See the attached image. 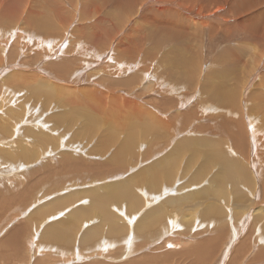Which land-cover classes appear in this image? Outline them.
Returning <instances> with one entry per match:
<instances>
[{
	"label": "bare ground",
	"instance_id": "6f19581e",
	"mask_svg": "<svg viewBox=\"0 0 264 264\" xmlns=\"http://www.w3.org/2000/svg\"><path fill=\"white\" fill-rule=\"evenodd\" d=\"M107 10L116 11V15L112 17L114 19H117L118 22H114L113 26L110 25L111 27H109V29H102L103 25L101 23L106 22L108 20L105 18V16L108 15ZM103 12L106 14L105 16L102 15ZM40 13L43 16V20L38 23L37 28L34 27L35 28V29L33 28L34 30H30L29 29L30 26L28 27V23L30 21L29 17L31 15L41 16ZM24 15H25V22L23 24L25 25V27L22 26V27H17V28L12 29L13 26L18 25L17 23H15L16 21L23 20ZM93 18H96V19H93ZM142 22L149 23L150 26L152 25V29H148V30H151V34L149 33L150 35L148 36V39L153 46H157L158 48V46H161L162 44L167 45L169 43H174L175 46L179 50L178 52L180 53L177 57L178 61L180 59L182 61L183 59V62L185 63L184 66L182 65L183 67H185L183 69L184 71L177 70V72L176 71L174 72L172 69L168 70L169 75L177 74L181 78L180 85L182 88L176 85L174 86V91H173V92H177L176 96L169 95L168 97L163 96V98H161V100L164 103H166L165 105L166 107L165 106L164 107L166 108L167 112H162V111H165V109L160 108L159 105H162L160 102L157 108L154 109L153 105L148 103L145 99H143L140 96H137L134 93L129 94L127 90L124 89L125 86L132 87L133 85L137 83H139L141 87H144L145 85H148V87H150L149 81L147 83L146 81L144 82H137V81L141 77L140 74L141 73L143 74V71L146 70L145 69L146 65L149 66L153 62L152 54H147L145 52L144 57L141 59L142 63H138L139 64V67H138L134 65L135 63L132 64L124 60L126 57L129 59L132 58L134 61L137 59L136 54L139 51L138 45L134 46L133 48H131L132 47L131 46L130 50L120 49L121 44L123 43L125 34L127 33L126 32L123 35L124 30L128 31L131 27H134L136 29L138 28L137 30L140 31L142 29ZM102 30H103V34H102ZM106 30H109V31H106ZM131 38H132V35H131ZM27 43L29 45V48H26ZM92 43L96 45H91ZM81 45H84L86 47H81ZM219 47L222 49L219 53L218 59H222L221 63L225 65L223 68L228 70L229 73L233 71L237 73V71L239 72L241 66H246V67H252L250 71V75H253L254 71L258 72L261 69V67L264 66L263 64L264 62V0H0V77L4 75L8 77V84L0 83V93L2 92L3 89L4 90L8 89L10 90L9 92H11L12 89L10 88L9 85L12 86L13 90L16 92L17 95L18 94L22 95V91L27 90V99L23 100V102L20 104V107H21L25 105L26 102L30 98H34L35 101H37L41 93L42 94L45 93V95H48L47 98L49 101L50 94H52L55 90L59 89V91L57 92H58L59 97L62 96L61 109L62 108L65 109L64 106L66 105H69V107L68 106L66 107H68V109L70 110L71 108H75V107L76 109L82 108V107H85V108L90 107L94 111L92 109L85 110V111L88 112L89 114L87 122L91 121L90 122L91 127H94L92 128V130L96 128L95 125L98 123V120L104 119L105 130L108 127H110V129H108L109 132L111 130L112 132H116V130H118V127H123L122 125H123L124 119L126 118L134 119L132 115L140 116L139 109L151 110L159 118L160 122H157L156 124L154 123L153 128L151 127V125L147 126V129L151 130L152 132L151 137L153 140H152V143L149 144L148 147L146 148V154H145L146 158H149L153 154L157 153L164 146L163 139L164 138L166 139L165 135H167L169 121H171V125L175 126L180 131H185L187 126L191 124L193 117L199 114L201 122L197 123L196 131L198 133L200 132V133H211V134L217 132L219 135L217 139L220 141H224L226 136L228 138L231 137L232 144H230L231 145L230 148L236 147L238 149V151L242 155L241 157L245 160L247 164L250 165L252 169L251 171L254 175L249 177L248 175L243 174L239 170L241 169L244 171L243 167H241L240 165L237 166L238 158H239L238 155L236 156L234 154H231L230 152L225 153V151L218 150L214 145V141L212 142L210 140L199 138L195 143L190 141L192 144L191 143L189 144V141L187 140V138H183L177 142L172 152L168 153L169 155L170 153H173L176 150H177L176 152L178 151L182 152L185 149H187L188 151H193V154H191V156L197 157L198 151H196V149L203 150L204 148H207L205 157L200 163L201 167H205L207 169V172L210 171V168L208 165L209 159L217 161V162L212 163V165H216L218 164V162L221 165L220 166L221 169L217 170L209 181L211 183V188L208 189V185L206 186L207 188L204 186L201 188L199 193L191 194V197L193 196L194 198H198V199H206V198L211 199L214 196L216 198V196L223 194V191H218L216 188H214L215 187V186L213 187L214 183L218 181V184L220 185L221 189L224 190L226 183L233 180L235 175H240L243 178V181L247 185L251 186L253 188V191L254 190L256 191L255 196L259 197L261 192L264 190V188L262 190V188L260 187L259 191H257V187H256L260 185L259 183H258L259 185H257L256 181L257 182L259 181V175L261 174V171H262V169L259 167L260 165H258V167L256 166L257 164L261 163V161L257 158L258 157L257 153L259 151V153L262 154L263 151L261 152V149H264V140H263L264 129H261V127L264 126L263 124L264 115L262 113L263 109L261 110L262 107L261 108L259 107V109L262 111L261 112L262 118H260L259 116H254L251 113L247 115L246 112L242 111L241 119L239 120L238 99H237V96L233 92H231L230 96L226 95L221 100L219 99L220 100L219 106L225 105L231 112L235 114L236 116L235 118L233 115H231L229 112L226 111L220 116L217 115V117H214L215 113H213V118L211 119L209 115H211L212 112L211 113L209 112V114L202 113V111L201 112L199 111L201 110L202 107L198 110L197 114H196V109H193V108L189 112L183 111L184 109L183 110L180 109L182 111L174 110L188 103L186 99H183L185 95L184 93H182V89L183 91L187 89L185 91L187 93L188 90H190V87L187 84L191 85L192 80H189L186 83V80L184 78V73L187 71H192V69L195 67L194 62L203 63V61L207 59L203 56H208V51L211 48L213 49V48H219ZM215 50H216V53H218L217 49ZM42 51H44L45 54ZM124 52H125V55H124ZM21 53L23 54V58L21 60H24L27 63L25 65L27 68L26 71L18 70L17 68V67H21L20 63H17V58L19 57ZM216 53H214V55ZM26 54H28L31 57V63L27 62L26 57H25ZM189 54H192L190 58H188ZM52 55L54 56L57 55L56 56L57 58L56 57L55 58L59 60L56 61L54 60L55 59L54 58L52 59L53 60L52 61L50 59ZM7 58H9V60ZM41 63H45L48 69H45V66L43 67L41 66V68H39L38 65ZM189 67L190 69L187 70V68ZM198 68L199 66L197 65L196 71H198ZM223 73L221 72V74ZM11 76H18V77H16L15 79L13 78L12 83H10L9 78ZM156 78L157 77H155L154 75L152 79L155 80ZM18 79H20L21 83H18ZM170 81L176 84V82H174L172 79H170ZM255 84H257L259 87V92H258L259 95L260 96L264 95L263 94L264 93V70L260 73V80ZM71 85L75 87H71ZM27 88L30 90H28ZM46 89H49V90H46ZM262 91L263 93H261ZM249 92L250 90L248 91L245 97V100L247 99ZM59 94H61V96ZM65 94L66 95L72 94V95L68 98L67 96H64ZM121 94H124L126 98L125 112L129 113L128 115L121 112L120 109L118 108L117 96ZM10 96L12 97V95ZM190 99L192 100V98ZM211 99H215V96L214 97L210 96L206 100L211 101ZM109 102H111L109 111L105 114L101 113L104 110L103 107L106 106ZM97 104L99 107L96 109L94 106L95 105L97 106ZM2 105L3 104H0V106ZM31 107L28 108L29 114H30L29 109ZM248 110L247 112H249ZM11 111L9 115L12 114ZM92 111L94 113H92ZM213 111L217 112L215 108H213ZM162 114H164L165 117H160V115ZM142 116L143 117L150 116L149 117L150 119L153 120L154 118L156 120V117L152 116L148 112L142 113ZM66 117H67V114L65 118ZM76 118L77 116L75 115L74 119ZM18 119L16 118L14 119L13 117V119L11 120L10 118V123L5 119L0 120V123L3 122L2 124H0L2 125L0 126V133L3 136L2 137L3 139L4 137L6 139V137H9L11 134H13V128L15 127H11V126L15 125L18 122ZM25 120L27 119H23L22 121H25ZM77 120L78 119H76L75 121ZM210 120L212 122L209 123ZM33 121H35V119H33ZM67 121L68 120H66V122ZM249 122L251 124L252 129L249 125ZM61 127L62 126H59V129ZM17 128H16V131L19 133V137L26 138V141H34L36 139L38 140L41 139L44 143L45 141L51 139L40 131H34V134L33 132H31L32 134L29 132L26 133L27 131L25 132L23 131L21 133L20 129H17ZM80 128L83 129L82 127ZM130 128L131 127H128L126 130L124 129L125 130L124 133L125 134L128 133ZM3 129L9 130V132H7L6 130V133H5ZM120 135L121 134L115 136L116 140H118ZM113 140L114 139L112 138L110 139L109 142L114 143ZM135 140L136 139H134L133 137H129L126 140L127 150L121 156V161L124 164H125L127 155L132 152V147L135 143ZM16 142L19 144V140ZM0 145L2 146V144ZM12 145L14 144L11 143L8 146L13 147ZM19 146L24 147L22 145H19ZM11 150L2 149L0 147V157L2 156L4 157V159H8L9 161L14 162L15 161L14 159L16 158L17 154L14 152L16 156L15 155L13 156V154L11 155ZM23 151H25V153L19 154L20 159L22 158L26 160V157H29L30 159V156L32 154L29 151H26V150H23ZM7 153L10 154V157L7 156ZM117 153H118V150L115 151L114 157L112 159V165L113 166L117 165L119 168H123L124 167L123 163L118 162L117 160L118 159L116 156ZM12 157H14L13 160L11 159ZM167 157L168 156L166 155L165 157L161 158L160 161L157 160L151 166L145 167L147 170L153 172L152 173L153 175L152 185L155 188H157L159 170H160L158 169V165L162 161H165ZM196 160L197 159L193 160L192 162L190 161V162L196 163ZM262 160H263V157H262ZM190 162L188 163V160H187V163L182 167L183 168L182 173H181L182 176L186 175V172H185L186 170H189L188 167L190 165ZM71 165L72 164H69L70 167H72ZM101 167L95 166L96 171L100 172L101 169L103 168ZM162 167H163V164H162ZM248 172L250 171L248 170ZM176 174L177 173L172 172L171 175L170 173L167 175V186H166V189L162 193L163 194L162 198H160L161 191L159 189H154V190H149V191L147 190V193L149 195V200L151 202H154V201L157 202V205L154 208L155 210L151 211V209L154 206L153 205L152 208L150 209L151 212L148 211V213H146L141 219L137 221V223H141L142 221H144V219H147L148 215L152 216L153 220L148 224V226L150 227L154 225V223L156 224L158 233L156 229H152V233L158 234L159 240L163 238V236H166L167 233L172 231V229L176 226L175 220L178 218V214H176L173 219H165V216L167 213L171 214L170 212L171 208H177V209H182L184 207L186 208L184 217L181 219L180 224H182L184 220H190L188 218L189 210L191 208L195 209L194 204L192 203L193 204L192 205L191 202L188 201L187 197L172 198V197H176L180 195L178 194V190L181 189V184L185 183L184 185H186V183L190 181L189 180L186 182L184 178H182V176L178 178L179 175L177 177ZM49 175L50 177H47V178H51L52 181L56 180V178L52 177L53 176L52 174H49ZM194 176L191 177V180L193 181H194ZM204 178L205 176L202 175L199 178V180H198V177L196 178V180H198L199 181L198 183H200V181H202ZM63 179H66V178H63ZM41 181H43V179ZM39 182H36V183L38 184ZM236 183H238V181H236ZM172 184L177 185V187L175 189L172 188ZM188 187L190 188V187H195V186L192 184L191 186H188ZM182 189L184 190L186 188L183 187ZM242 189H238L237 187H234V193L236 196L237 203L240 202L242 199L245 200V194H244L245 191H243ZM253 191L252 193H254ZM227 192L229 191L227 190ZM185 193H190V192H185ZM245 193H246L247 200L241 203V205L243 206L242 210L243 212L245 211L247 212V210H250L251 212L249 213L247 212V214L244 215L241 221V225H242L241 230L242 229L246 230L247 226L250 224V216L252 215L251 213H253L252 218L255 216L263 217L264 215V211H263L264 207L261 206V204L259 203L260 201L258 202L256 201L257 202L256 203L254 200L251 199V197H249L251 195H249L247 191ZM262 193L264 195V191ZM182 194L183 193H181L180 196H182ZM0 195H1L0 199L2 201L0 203V208H4V209L9 208V207L11 208L12 207L11 205L15 202L14 200L16 199H18V202H20V200L21 201L26 200V196L20 197V195H16V196L8 195L7 190L5 191L2 190ZM119 196H118L119 198L129 197L131 199L130 200L131 203L132 202L138 203V205L136 204L137 206L134 205L135 207H133L136 210V212L142 207L143 202L139 198L135 197L134 194H131L128 188H126L124 192L120 193ZM66 200L67 199L65 200L61 199V200H57L53 202L54 205L56 203L55 205L56 207H52V211L49 210L48 208H45V205H44V207H41L35 210L34 212H31V210H29V212H31L32 214L31 213L30 214L32 216L34 215L35 218H45L46 215L55 211L54 209H58L64 206L66 203ZM110 200H112V197L107 200L104 199V197L96 198L95 202H98L100 206H98L97 204H93L94 206H93L92 211L93 213L96 211L99 213V215L101 216V219L104 220L105 224L108 225L107 226L108 229H109V226H111L109 233H112V234L110 235L111 236L114 235L116 237H113L111 240L107 238L108 236H106L105 239H100L101 230H95L96 228H92L94 226L92 225L90 226L91 229L87 228L86 230L88 231L85 230L84 231L85 233L83 232L80 238V240H84L87 243L89 242L91 245H95V247L98 246V248L101 250L104 248L107 249L109 246L117 247L118 244L120 245L123 243L125 244L129 243L126 241L125 233L116 235L122 231L123 225L117 224L115 222V217L113 216L110 207H108L110 204ZM212 204L216 205L215 203H212ZM262 205H264V203ZM213 206L211 209H208L207 212L205 211L204 214L206 213L205 215L210 216V217L213 216L217 218V220H210L209 222H207V224L204 222L202 223L200 222V224L203 227L207 225H212V224H215L216 226L214 227L215 230L212 231L211 234L207 238L202 239L199 242H191V246L181 247V244L187 241L186 239L182 241L180 240L178 241L176 240L178 237L174 239L173 238L174 236L173 237L169 236L161 244L164 250L159 252L157 255L146 256L140 259L139 258L132 259V260L129 259L130 261L129 260L126 261V264H165V263H171L176 258V255L181 256V255H191V254L194 255L192 257V260L194 261L189 264H221L220 262L223 261V259L221 258L225 256L228 259V254L230 253V247L227 246V249L224 251L225 253L223 254L221 252L222 254L221 258L217 255L222 246L223 238L225 237V235L223 236L222 233L228 230L226 227L222 226L225 220V213L217 205L214 207ZM196 207H198V205ZM125 208H127L128 215H130L131 217L135 216L136 212L131 211L132 207L130 206L128 207L126 204ZM161 211L163 213H161ZM157 213H161V214H157ZM154 214H157V215H155L154 217L153 216ZM67 219H69L67 221H70L71 223H69L70 226L66 228L67 234L64 233L63 234L64 237L61 235H58V233L54 232V230H53V233H54L53 234L51 232V229L47 228L43 232L42 240L48 237L49 240L51 238H55L56 241L61 240L63 243H69L70 241L69 236H70L71 228L75 229L77 225L79 224V220L78 222H76L75 217L72 213L69 214V218ZM235 220L237 221V219ZM252 220L254 221L255 219H252ZM97 223L99 222L96 221L95 225ZM257 226L258 224L256 223V226H254V228H256ZM26 228L27 227L24 225L20 227V229L17 231L18 235L13 236V237L12 235L9 236L7 239V242L5 240L6 245H9L10 247L12 246L13 249H15V247L19 248L17 242L19 243L21 239V232L24 231ZM188 228H191V227H188ZM259 228H260V231H262L264 227L263 228L259 227ZM52 229H54V227H52ZM60 229L61 228H59V230ZM184 231L186 232L187 230L185 229ZM221 235L223 238L220 239ZM229 236L230 238H232L231 242L236 243L235 240H236V236L238 235L235 234L232 237L231 235ZM96 237H98V241ZM144 237L148 238V236H145V234L143 235V238ZM261 239L264 242V237H262V234H260V240ZM134 240L136 239L134 238ZM172 240L175 241L174 245H173ZM243 241H242V244L238 248L236 246V249L233 253L234 256L232 260H234L233 261L234 263L240 261V263H237V264H246V259L248 255H246L245 250L247 248L246 244L248 242H245L246 240L244 242ZM168 245L169 246L173 245V248L171 246L172 249H170V247H167ZM103 251L106 252L107 250H103ZM2 255L3 253L0 251L1 258H2ZM109 255L112 259L111 254ZM261 259L264 260V249L262 248L259 249L258 255L252 258L251 260H254L255 262L257 261L259 262L261 261ZM223 262L225 263L226 260ZM233 262L231 261V263ZM36 264H46V260L37 261ZM92 264H106V263L95 262ZM227 264H228V261H227ZM260 264H264V262H261Z\"/></svg>",
	"mask_w": 264,
	"mask_h": 264
},
{
	"label": "rangeland",
	"instance_id": "374dc122",
	"mask_svg": "<svg viewBox=\"0 0 264 264\" xmlns=\"http://www.w3.org/2000/svg\"><path fill=\"white\" fill-rule=\"evenodd\" d=\"M104 12L102 13V15L105 16L106 14ZM107 14L109 16L106 15L105 18L108 19L107 21L109 22L107 21L102 22L101 23L103 25L102 29H109V27L113 26L114 22H118L117 19H114L112 17L116 15V11L107 10ZM40 15L41 16L31 15L29 17L30 21L28 23V27L30 26L29 27L30 30H34L35 28H37L38 23L43 20V16L41 13ZM93 19H96V18H93ZM24 22H25V15L22 21L15 22L18 25L13 26L12 29L17 28V27H22V26L25 27V25L23 24ZM137 29L134 27H131L128 31L124 30L123 35L127 32L125 34V37L127 38L124 37L123 43L121 44L120 49L130 50L131 46H132L131 48H133L134 46L138 45L139 51L136 54L137 59L135 61L132 58L129 59L127 57L124 59L126 62H129L132 64L135 63L134 65L138 67H139L138 63H142L141 59L144 57L145 52L147 54H152L153 62L149 66L146 65V68H145L146 70L143 71V74L142 73L140 74L141 77L137 81V82L146 81V83L149 81L150 87H148V85L141 87L140 84L137 83L133 85L132 87L125 86L124 89H126L129 94L134 93L137 96L142 97L148 103L152 104L154 109L157 108L160 102L162 104V105H159L160 108L165 109V111H162V110L161 111L167 112L165 108L166 103H164L161 100V98H163V96L168 97L169 95L176 96L177 92H173L174 86L178 85L181 87L180 85L181 78L177 74L169 75L168 70L172 69L174 72L175 71L177 72V70L178 71L183 70L185 68L183 67L185 63L183 62V59L181 61L180 58H179L180 60L178 61L177 57L180 53L178 52L179 50L175 46L174 43H169L170 45L162 44L161 46H158V48L157 46H153L151 44V42L148 39V36L151 34V30H148V29H152V25L150 26L149 23L142 22V29H141L142 31L141 30L139 31ZM106 31H109V30H106ZM102 34H103V30H102ZM131 35H132V38H131ZM91 45H96V44L92 43ZM81 47H86V46L81 45ZM26 48H29L28 43L26 45ZM215 49H217L218 53H216ZM221 49L222 48L220 47L213 48V49L211 48L208 51V56H203L207 58L203 61V63L194 62L195 67L192 69V71H187L184 73V78L186 80V83L189 80H192L191 85L187 84L190 87V90H188L187 93L185 92L187 89H185V91H183L182 89V93H184L185 95L183 99H186L188 103L174 110L182 111L184 109L183 111L189 112L193 108V109H196V114H197L198 110L202 107L201 110H199L200 112L202 111V113H207V114H209V112L210 113L212 112V114L209 115L211 119L213 118V113H215L214 117H217V115L220 116L226 111L229 112L231 115H233L235 118L236 117L235 114L231 112L225 105L219 106L220 100L224 98L226 95L230 96L231 92H233L237 96V99H238L239 120L241 119L242 111L246 112L247 115L251 113L254 116H259L260 118H262L261 117L262 113L264 115V105H263L264 95H261V96L259 95L258 93L259 87L255 83H257L260 80V73L264 70V66L261 67V69L258 72L254 71L253 75H250V71L252 67H246V66H241L239 72L237 71V73L234 71L229 73L228 70L223 68L225 65L221 63L222 59H218ZM42 52L45 54L44 51ZM214 53L216 54L214 55ZM124 55H125V52H124ZM191 55L192 54H189L188 58H190ZM56 56L57 55L55 56L52 55L53 58L51 57L50 59L52 60ZM25 57H26L27 62L31 63V57L28 54H26ZM22 58H23V54L21 53L19 57L17 58V63H20L21 67H17V68L18 70L26 71L27 68L25 65L27 63L24 60H21ZM56 58L54 60L58 61L59 59L57 60ZM7 59L9 60V58ZM175 65L178 68H176ZM197 65L199 66L198 71H196ZM41 66L42 67L45 66V69H48L45 63H41L38 65L39 68H41ZM215 66L217 67V69ZM188 69H190V67L187 68V70ZM221 72L222 73L224 72L223 73L224 75L221 74ZM154 75L155 77H157L155 80L152 79ZM16 77L18 76H11L9 78L10 83H12V79L13 78L15 79ZM170 79L176 82V84L172 83ZM19 81L20 79H18V83H21V81L20 82ZM0 83L8 84V77L6 75L0 77ZM9 86L13 90L12 86L11 85ZM71 87H75V86L71 85ZM7 90L3 89L2 92L0 93V104H3L2 106H0V120L5 119L10 123V118L11 120L13 119V117L14 119L15 118L16 119L19 118V119L15 125L11 126L15 128H13V134H11L9 137H6V139L4 137L3 139L2 138L3 136L0 133V136H1L0 144H2V146L0 145V147L6 150L12 149L11 155L13 154V156L14 155L16 156L17 154L18 157L16 156L15 159L14 157L11 158L12 160L13 159L15 160L14 162L9 161L8 159H4V157L2 156L0 157V163H1L0 165V185H1L0 193L2 192V190L3 191L7 190L8 195L10 196L20 195V197L26 196V200L25 201L20 200V202H18V199H16L14 200L15 202L11 205L12 206L11 208L10 207L5 208V209L0 208V247H1L0 251L3 253L2 258L0 256L1 258L0 264H6V263L7 264H36L37 261H41V260H46V264H92L95 262H102L106 264H122V263L126 264V261H128L129 259L131 260L138 259V258L140 259L146 256L157 255L159 252L164 250L161 244L169 236L171 237L174 236L173 237L174 239L178 237L176 239L178 241L179 240L182 241L186 239L187 241L182 243L181 247L191 246V242H199L200 240L207 238L211 234V232L215 230L214 229V227H216L215 224L207 225L204 227L200 224V222L201 223L204 222L207 224V222H209L210 220H217V218L213 216L210 217V216H206L205 215L206 213L204 214L205 211L207 212L208 209L212 208V206L214 205L212 203H215L225 213V220L222 226L226 227L228 230V231H225L226 234L225 232L222 233L223 236L225 235L224 238L222 237V235L220 237V239L223 238V241H222V246L217 255L221 258L222 257L221 252L224 254L225 253L224 251L227 249V246L230 247V253L228 254V259L225 256L221 258L223 259V261L226 260V262L224 263L223 261H221L220 263L227 264V261H228V264L240 263V261L234 263L233 262L234 260L232 259L234 256L233 253L236 249V246L238 248L242 244L243 240L244 241L246 240L245 242H248L246 244L247 248L245 250L246 255H248L246 259V264L248 263L249 264H260L261 262H264V260L262 259L259 262L258 261L255 262L254 260H251L252 258L258 255L259 249L261 248L264 249L263 248L264 242L262 241V239L260 240V234H262V237H264L263 236L264 235V228H263L264 227V221H263L264 215L263 217L255 216L252 218L253 213H251L252 215L250 216V224L247 226L246 230L244 229L241 230L242 228L241 221L244 215L247 214V212L248 213L251 212L250 210H247V212L246 211L243 212L242 210L243 206L241 205V203L247 200L245 192L247 191V193L251 195L249 197H251V199L254 200L255 202L260 201L259 203L261 204L262 207H264V205H262L264 203V195L262 193L264 191L263 190L264 188V149H261V152L263 151L262 154L259 153V151L257 153V156H258L257 158L261 161V163L257 164L256 166L258 167V165H260L259 167L262 169V171H261V174L259 175V181L258 182L256 181L257 185L259 184L260 185L256 187H257V191H259L260 187L263 190L259 197L255 196L256 191L255 190L253 191V188L247 185L243 181V178L240 175H235L233 180L226 183L224 190L221 189L220 185L218 184V181L214 183L213 187L215 186L214 188H216L218 191H223V194L216 196V198L212 195L213 197L211 199L210 198L198 199V198H194L193 196L191 197V194L199 193L201 188L204 186L206 187L207 185H208V189H210L211 183L209 181L214 175V173L217 170L221 169L220 168L221 165L219 164V162L216 165H212V163L217 162V161L209 159L208 165H209L210 171L207 172V169L205 167H201L200 163L205 157L207 148H204L203 150L196 149V151H198L197 157L191 156V154H193V151H188L187 149H185L182 152L181 151L176 152L177 151L176 150L173 153H170L169 155L168 153L172 152L177 142L183 138H187V140L189 141V144L191 143L190 141L195 143L199 138L210 140L212 142L214 141V145L218 150L225 151V153L230 152L231 154H234L236 156L238 155L239 158L237 157L238 158L237 166L240 165L241 167H243L244 171L239 169L243 174H246L249 177L254 175L251 171L252 169L250 165L247 164L245 160L241 157L242 155L240 154L238 149L236 147H235L236 149L234 147L230 148L231 146L230 144H232L231 137L228 138L226 136L224 141H220L217 139L219 137L217 132L211 134V133H200V132L198 133L196 131L197 123L201 122L199 114L193 117L191 124L187 126L185 131H180L175 126L171 125V121H169L167 135H165L166 139L165 138L163 139L164 146L160 149V151L153 154L149 158H146L145 157L146 148L148 147L149 144L152 143V140H153L151 137L152 132L151 130L147 129V126L151 125V127L153 128L154 123L156 124L157 122H160L159 118L151 110L139 109L140 116L132 115L134 119H130V118L124 119L123 125H122L123 127H118V130H116V132H112V130L109 132L108 129H110V127H108L105 130L104 119L98 120V123L95 125L96 128L93 129L94 130L93 131L92 128L94 127H91V123H90L91 121L88 120L89 122H87L89 114L88 112L85 111V110H89L92 108L82 107V108L76 109L75 107V108H71L70 110L68 109L69 105H66L68 107L66 106L64 107L67 110L63 108L61 109L62 96L61 94H59L61 97L58 96L57 91H59V89L55 90L52 94H50L49 101L47 98L48 95H45V93L43 94L41 93L37 101H35L34 98H30L26 102V104L21 107H20V104L23 102V100L27 99V90H23L22 95L21 94L17 95L14 90L13 91L11 90L13 94L9 92L10 90L8 91ZM46 90H49V89H46ZM249 90H250L249 95L247 99L245 100V97ZM261 93H263V91ZM10 95H12V97ZM71 95L72 94H67V95L65 94L64 96H67L69 98ZM210 96H213V97L215 96V99H211V101H207L206 99H208V97ZM190 98H192V100ZM117 99H118V108L120 109V111L128 115L129 113L125 112L126 98L124 94L117 96ZM110 105H111V102H109L106 106H104L103 107L104 110L101 113L103 114L107 113L110 109ZM29 107H31L29 109L30 114L28 113ZM94 107L97 109L99 106L97 104V106L95 105ZM259 107L260 108L262 107L261 110L263 109L262 110L263 112L259 109ZM213 108H215L217 112L213 111ZM9 110L10 111L12 110L11 115H9L10 114ZM247 110L249 112H247ZM93 111L92 113H94ZM64 112L67 114L66 118H65L66 114ZM145 112H148L152 116H155L156 120L154 118L153 120L150 119L149 118L150 116L143 117L142 113H145ZM75 115L77 116L76 118L78 119L77 121H75L76 119H74ZM83 116L85 117V119ZM135 117L138 120H136ZM160 117H165V116L164 114H162L160 115ZM21 119L22 120L27 119V120H25L26 121L25 122V121H22ZM33 119H35V121H33ZM66 120L68 121L66 122ZM210 122L212 121L210 120L209 123ZM2 123L3 122H1L0 124ZM249 125L251 127L250 122H249ZM59 126H62V127L59 129ZM80 127H82L83 129H81ZM128 127H131V128L129 132L125 134L124 132ZM263 127H261V129H264ZM16 128L20 129L21 133L23 131L24 132L27 131L26 133L33 132L34 134V131H40L51 139L45 141L44 143L41 139L39 140L36 139L34 141H26V138L19 137V133L16 131ZM6 130L7 129H3L5 133H6ZM7 132H9V130H7ZM119 134L121 135L119 136L118 140H116L115 136ZM129 137H133L136 140L132 147V152L127 155L125 164H124L121 161V156L127 150L126 140ZM112 138L114 139L113 140L114 143L109 142L110 139ZM18 140H19V144L16 142ZM263 140H264V137H263ZM11 143L14 144L12 145L13 147L8 146ZM19 145H22L24 147H21ZM23 150L29 151L32 154L30 156V159L29 157H26V160L22 158L20 159L19 154L25 153V151ZM116 150H118V153L116 154L118 158L117 160L118 162L123 163V166H124L123 168H119L117 165L115 166L112 165V159L114 157ZM166 155L168 157L165 159V161H162L158 165V169L160 170H159L157 188H155L152 185V181H153L152 173L153 172L147 170L145 167L151 166L157 160L160 161L161 158L165 157ZM7 156L10 157V154L7 153ZM262 157H263V160H262ZM195 159H197L196 163H191ZM187 160H188V163L191 161L188 167L189 170H186L185 171L186 175L182 176L181 174L182 169H183L182 167L187 163ZM69 164H72L71 165L72 167H70ZM162 164H163V167H162ZM95 166L101 167L102 168L101 171L97 172ZM248 170L250 172H248ZM172 172L177 173L176 174L177 177L179 175L178 178L182 176V178H184L186 182L190 180L189 182H187L189 184L187 183L186 185H184L185 183L181 184V189L178 190V194L181 195V193H183L182 196L179 195V196L172 197V198L187 197L188 201H190L191 204L192 203L194 204L195 209L191 208L189 210L188 218L190 220H184L182 224H180L181 219L184 217L186 208L185 207L182 209L171 208V211H170L171 214L167 213L165 216V219H173L175 215L178 214V218L175 220L176 226L172 229V231L168 232L166 236H163V238L159 240L158 234L152 233V229H156L158 233L156 224L153 222L154 225L150 227L148 226V224L153 220L152 216L148 215L147 219H144V221H142L141 223H137V221L141 219L146 213H148V211L151 212L152 210H155L154 208L157 205V202L155 201L151 202L149 200V195L147 193V190L149 191V190L159 189L161 191L160 198H162V195H163L162 193L166 189V186H167V175L169 173L171 175ZM49 174H52L53 176L52 175L51 176L53 178H56V180L52 181L51 178H47V177H50ZM202 175H204L205 178L202 181H200V183H198L199 182L198 180ZM193 176H194V181L191 180V177ZM196 176L198 177V180H196L197 178ZM62 177L66 179H63ZM42 179L43 181H41ZM236 181H238V183H236ZM36 182H39L40 184L39 183L37 184ZM192 184L195 187L189 188L188 186H191ZM182 186L186 188L187 191L186 189L183 190ZM176 187L177 185L172 184V188L175 189ZM234 187H237L238 189L243 188L242 190L245 191L244 192L245 200L242 199L240 202L237 203L236 196L234 193ZM126 188H128L130 193L134 194L135 197L139 198L144 204V205L142 204V207L137 212L133 207L137 206L138 203L136 202L131 203L130 202L131 199L129 197L119 198L120 197L119 194L124 192ZM190 190L193 192H191ZM227 190L229 192H227ZM184 191L190 192V193H185ZM252 191L255 194L252 193ZM103 197L106 200L112 197V200H110V204L108 207H110L111 212L113 216L115 217V222L117 224L123 225L122 231L116 235L125 233L126 241L129 243H126V244L123 243L120 245L118 244L117 247L109 246L107 249L104 248L101 250L98 248V246L95 247V245H91L89 242L87 243L84 240H80V238L83 232L87 228H90V226L92 225H94L92 228H96L95 230H101L100 239H105L106 236H108L107 238L111 240L113 237H116L114 235L111 236L110 234L112 233H109L111 226H109V229H108L107 227L108 225L105 224L104 220L101 219V216L99 215V213L97 211L93 213L92 211L93 206H94L93 204H97L98 206H100L98 202H95L96 198H103ZM61 199L63 200L67 199L65 205L58 209H54L55 211L46 215L45 218H35L34 215L33 216L31 215L32 214L31 212H34L35 210L41 207H44V205H45V208H48L49 210L52 211V207H56L55 206L56 203L54 205L53 202L57 200H61ZM1 202L2 201L0 199V203ZM126 204L128 207L129 206L132 207L131 208L132 212H136L134 217H131L130 215L127 214V208H125ZM196 204L198 205V207H196L197 206ZM29 210H31V212H29ZM70 212L74 215L76 222H78L79 220L80 226L78 224L75 229L71 228V232H70L71 237L69 236L70 238L69 243H63L61 240L56 241L55 238H51L49 240L48 237L42 240L43 232L47 228H50L52 233L54 230V232H57L58 235H61L64 237L63 234L64 233L67 234L66 228L69 227L70 226L69 223H71L70 221H67L69 220L67 218H69V214H71ZM161 213L163 212L161 211ZM161 213H157V214H161ZM157 214H154L153 216L155 217V215ZM235 219H237L238 222ZM252 219H255V220L253 221ZM96 221L99 223L95 225ZM256 223L258 224V226L254 228V226H256ZM24 225L27 228L21 232V239L19 243L17 242L19 248L15 247V249H13L12 246L10 247L9 245H6L5 240L7 242V239L9 236L12 235L13 237V236L18 235L17 231L20 229V227ZM179 226L181 230L183 231L180 230ZM52 227H54V229H52ZM188 227H191V228H188ZM259 227H262L263 230L260 231ZM59 228L61 229L59 230ZM185 229L188 231V232L186 231L187 234L184 231ZM228 233L229 235H231V237L234 236L235 234L238 235L236 236V240H235L236 243L231 242L232 238H230ZM144 234L145 236H148V238L147 237L143 238ZM134 238L136 240H134ZM96 239L98 241V237H96ZM172 242L174 245L175 241L172 240ZM173 245H171L172 248H173ZM171 246L168 245L167 247H170V249H172ZM93 247L95 250L93 249ZM103 250H107V251L104 252ZM73 252L75 253L77 252V253L75 254ZM109 254H111L112 259ZM193 256H194L193 254L181 255V256L176 255V258L173 260L174 263L172 261L171 263H165V264H175V263L177 264L188 263L189 264L194 261L192 260ZM231 261L233 263H231Z\"/></svg>",
	"mask_w": 264,
	"mask_h": 264
}]
</instances>
